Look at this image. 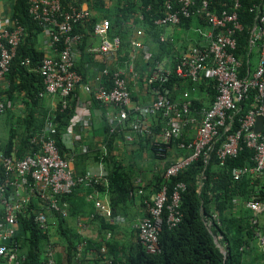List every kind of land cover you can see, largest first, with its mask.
I'll return each mask as SVG.
<instances>
[{
	"label": "built area",
	"instance_id": "built-area-1",
	"mask_svg": "<svg viewBox=\"0 0 264 264\" xmlns=\"http://www.w3.org/2000/svg\"><path fill=\"white\" fill-rule=\"evenodd\" d=\"M78 1H81L80 5L65 6L62 0H31L29 8L31 17L44 25L53 48V54L46 55L39 68L45 84V90L40 95L58 96L63 99L64 106L84 80V74L77 67L83 37L74 28L94 14L89 0ZM166 4L167 13L156 21L157 24L164 27L178 25L182 16L201 15L210 25L206 35L208 45L184 49L174 65L159 61L150 67L147 82L155 98L147 106L133 103L124 71L117 69L111 75L112 71L104 69L103 73L111 77L112 85L108 87L103 82L95 96L101 104L116 110L108 112L111 132L124 134L127 141H133L135 136H152L159 145V154H163L166 149L161 144L169 145L174 140H181L179 147L188 154L181 155L166 168L167 179L177 176L201 156L209 160L219 143L216 154L222 163L228 157L238 155L243 144L254 152L251 166L233 170L235 180L244 175L264 174V1L251 7V11L256 12V18L249 42L251 49L258 52L259 62L251 73L244 76H241L243 61L236 54L237 33L245 28L239 13L243 0H226L220 13L211 8V0H166ZM93 32L99 43L90 46V53H108L120 49L121 39L110 35V21L107 18L99 20ZM135 33L137 37L132 38V56L142 52L146 59H151L147 44L139 39L145 34L144 24L137 26ZM25 35L26 29L19 21L12 20L10 25L0 26V79L7 78L10 73ZM168 38L162 35L161 39L165 41ZM59 43H63L61 49L55 46ZM29 62L26 59L25 63ZM173 72L197 84L204 80L217 82V97L205 109L192 140L183 138L185 128L195 121L190 94L185 92L184 99L176 101L170 97L169 89L162 86ZM156 82L159 85L152 86ZM86 90L92 89L87 85ZM252 90L256 92L255 106L245 115H239L241 103L248 99ZM6 108L5 99L0 97V116ZM154 116L161 117L165 124L159 134L154 131L151 120ZM259 116H262V126L257 132ZM57 132L54 119L49 117L45 127L30 137L34 151L24 156H18L16 151L12 154L4 152L0 134V264H22L25 259L22 246L16 240L22 215L30 217L43 234L49 235L44 247L46 263L58 264L57 247L50 235L51 226L58 223V218L68 216L69 195L81 185L93 186L101 178L91 172L86 175L75 173L71 160L63 156L57 144ZM185 188L184 182H178L169 193L168 186L164 184L148 202L149 214L136 225L138 241L146 251H161L159 236L164 222L169 227L181 222V193ZM140 192L143 190L140 189ZM238 202V199H234V203ZM245 205L254 215L264 210V203L260 201L249 200ZM96 207L101 209L103 215L112 217L110 207L103 201L96 200ZM215 218L220 223L216 215ZM253 220L257 221L256 218ZM211 223L209 221V225ZM85 244L79 245L77 261L73 264H88L81 258ZM101 250L105 253L104 264H112L106 246Z\"/></svg>",
	"mask_w": 264,
	"mask_h": 264
},
{
	"label": "trees",
	"instance_id": "trees-1",
	"mask_svg": "<svg viewBox=\"0 0 264 264\" xmlns=\"http://www.w3.org/2000/svg\"><path fill=\"white\" fill-rule=\"evenodd\" d=\"M225 1L211 0V8L220 13ZM262 1L264 0H243V5L239 10L240 18L245 25V28L237 33L238 48L236 54L243 61L241 76L251 73L255 69L254 50L251 49L249 41L256 12L251 11V7ZM62 2L65 6L81 4V1L78 0H62ZM88 2L92 11L95 10L96 13L84 22L76 24L74 28V31L83 37L82 51L86 48L85 41L89 36L88 34L94 33L96 23L102 18H107L110 21V35L120 37L122 42L120 48L126 47L127 54L131 57L133 32L137 26L144 24L146 41L143 42L156 46L160 51L159 53L152 52L151 59H146L150 67L155 66L156 62H163L166 52L171 53L174 65L181 52L189 46L182 47L174 38H168L165 41L161 39L164 34V26H160L156 21L167 13L166 0H89ZM30 4L31 0L15 1L12 19L19 21L25 27L26 35L18 48L11 71L7 76L9 80L8 99H14L17 92L22 93V100L30 111L19 120L24 126L22 124L17 126L10 124L9 135L2 134V150L8 154L16 151L18 156L33 152L35 147H33L30 137L43 128L48 116V118L52 117L57 125V144L63 156L67 157L72 153L66 149L63 143V132L68 128L71 118L76 112L77 102L73 100V95H71L66 106L63 104V99L59 98L58 106L51 114H42L38 111L43 98L40 93L45 90L44 79L39 68L46 53L40 50L36 43L38 35L45 30L42 23L31 17ZM178 25L188 29L194 26H208L209 24L201 15L194 14L191 17L182 16ZM55 46L61 49L63 43L55 44ZM26 59L30 60L28 64L25 63ZM114 71L112 70L111 75ZM181 80L183 79L173 72L169 79L162 83V86L169 89V95L173 100H177L172 93ZM203 82L208 87L210 100L206 103L204 100L191 98L193 111L202 112L203 108H209L217 97V82L215 80H204ZM104 83L108 87L111 86V77L105 76ZM158 85L159 82H156L152 86ZM255 96L256 92L252 90L248 99L241 103L239 115H245L249 109L255 106ZM183 99L181 98L180 101ZM5 101L7 105V98ZM6 111L8 119H11L13 114L8 105ZM159 118L160 123L154 122L155 133L162 132L165 126L163 119ZM106 130L107 153L97 151L96 159L104 155L103 159L109 165V172L107 180H98L93 184V187L109 192L112 213L115 215L121 207H124L130 199L135 197L138 187L134 184L133 175L118 163L113 162L111 157L112 144L118 133L111 132L109 126L106 127ZM223 136L224 139L225 135ZM144 138L148 140L149 147L157 158L164 159L165 156L158 155L159 145L155 143V138L152 136ZM175 142L179 144L181 140H174L170 144ZM219 145L220 143L217 144L209 160L201 156L177 176L167 179L165 177L166 169L160 173L154 181L157 192L162 189L164 184L168 186L169 193L173 191L178 182L186 184L185 190L181 193L182 220L174 227H169L164 222L159 236L160 252L150 253L138 241L136 249L125 258L122 264H257L259 260L264 259V249L259 245V237H264V217H261L264 215V210L254 215V212L245 205V202L249 200L264 203V174L244 175L239 180H235L233 170L245 165L251 166L254 152L243 144L244 147L238 155L228 157L222 163L216 154ZM182 153V155L188 154L184 150ZM86 155L88 153L76 155L82 173L86 171L83 167ZM139 187L144 186L140 185ZM146 188L144 187V189ZM141 189L143 190V188ZM234 199H238L239 203L235 204ZM148 214L149 210L147 209L146 215ZM215 215L219 218L220 223L216 220ZM254 218L257 219L256 222H254ZM100 219L103 229L112 230L114 228L112 222L105 218L100 217ZM58 220L60 221L61 218ZM209 221H212L211 225H209ZM21 222L16 240L25 252V259L22 264H47L44 247L49 240V235L43 234L39 226L28 216L22 215ZM64 235H66V240H63L60 235L59 239L55 241L56 247H60L59 251L62 253L58 257V264H73L76 262L75 257L80 238L75 234L64 233ZM220 235L222 236L221 242L226 246V253L216 241L215 236ZM107 246L114 251L113 241H107ZM99 251L101 254H105L100 249ZM259 263L264 264V261ZM112 264H117L116 260Z\"/></svg>",
	"mask_w": 264,
	"mask_h": 264
},
{
	"label": "crops",
	"instance_id": "crops-1",
	"mask_svg": "<svg viewBox=\"0 0 264 264\" xmlns=\"http://www.w3.org/2000/svg\"><path fill=\"white\" fill-rule=\"evenodd\" d=\"M15 1L16 0H0V26L11 24ZM94 13H96L95 10ZM209 30V25L194 26L188 29H184L180 25H171L164 27L163 35L176 39L177 43L182 45V47L186 45H189L188 47L207 46L209 40L206 35ZM135 32L136 29L133 32L132 38L137 37ZM145 34L140 37L138 36L139 39L146 41ZM88 35L85 41L86 48L78 55L79 60L77 62L78 69L84 74V80L77 86L73 94V100L77 102L76 112L71 118L68 128L63 132V143L66 149L70 150L72 153V155L67 156V158L71 160V166L76 174L86 175L88 172H91L93 175L101 177L98 180H104L107 178L109 165L103 159L104 155L96 159V153L97 151H102L105 154L107 153L106 127L112 126L108 112H110V110H112V112L116 111L111 107L101 104L95 96L96 91L105 81L106 75L103 73L104 69L107 68L110 71L121 69L125 72L128 77L133 103L136 105H150L155 98V93L147 82V77L151 69L147 64L144 53H138L135 57H131L127 54L128 51L126 47L108 53H90L88 51L90 46L98 44L99 39L92 32ZM146 44L151 54L154 51H156V53L160 52L156 46L148 44L147 42ZM36 46L40 50H43L46 55L53 54L50 37L46 31L38 35ZM255 52L257 54L258 64L259 54L257 51ZM164 55V63L166 65L174 63L171 53L169 54L166 52ZM257 64L254 68L257 67ZM87 85L91 87V91L86 90ZM8 86V77L0 79V97L7 98V105L13 117L8 119L7 111L2 117H4L3 119L8 129L10 128V124L14 126L22 124L24 126L19 120L24 118L30 109L27 108V105L22 100V93L17 92L14 99H8ZM207 88L208 87L204 85L203 81L197 84L189 79H183L180 81L179 85L175 86L172 94L174 98L177 99L176 101H180L181 98L183 99L184 93L188 92L191 98L204 100L208 103L210 96ZM58 103V96H44L41 99V105L38 111L42 114H51L57 108ZM205 109L207 108H203L202 112L198 110L193 111L195 121L185 128L184 140H192L194 138L196 128L204 117ZM38 111L36 112L37 114ZM37 117L39 118L40 116ZM47 120L48 116L43 128ZM151 120L153 123H160V118L157 116L152 117ZM157 127L159 126L157 125ZM79 153H88L83 165L86 170L85 173L81 172V166H79L78 159L76 158V155ZM182 154L179 144L175 142L167 145L163 154L158 153V155L165 156L164 159H160L153 153V150L149 147L148 140L143 136H135L133 141H127L124 134L118 133L112 144L111 157L113 162L118 163L133 175L135 179L134 184L138 187L135 197L130 199L124 207H121L117 214L114 215L112 213V217H108L107 215H103L100 208L96 207V200L103 201L112 211L109 192L107 190H98L90 185H81L68 199L70 204L68 216L61 218L60 221L57 220L59 223L51 226L50 235L52 240H54V242L57 241L60 235L63 240H66V235H64V233L78 235L80 238L78 248L79 245L86 242L82 248L81 257L86 263L104 264L105 254H101L99 249L101 250L103 246H106L108 251L107 254L112 257V261L114 262V260H116L117 264H122L125 258L137 247L138 232L136 225L146 216L148 209L147 204L157 193L154 181H156L160 173L165 170L169 164ZM140 185L147 187L146 189L141 187L143 188L142 193L140 192ZM261 212L262 211L259 213ZM100 217L112 222L114 228L112 230L103 229ZM261 217L263 218L264 215H261ZM107 241H113L115 245L113 246L115 247L114 251L107 246ZM59 249L60 247H57L58 257L62 255ZM22 252L25 254L23 249ZM75 261H77V259H75Z\"/></svg>",
	"mask_w": 264,
	"mask_h": 264
},
{
	"label": "rangeland",
	"instance_id": "rangeland-1",
	"mask_svg": "<svg viewBox=\"0 0 264 264\" xmlns=\"http://www.w3.org/2000/svg\"><path fill=\"white\" fill-rule=\"evenodd\" d=\"M253 56H254L253 57L254 64L256 65L257 64V54H256L255 51H254V55ZM2 115L0 116V134H1V137L3 135H7V136L9 135V129L7 127V124L4 122V119H3L4 117H2ZM215 238H216V241H217L218 245L222 248L223 252L226 253L227 252L226 246H225V244H223L221 242V238L222 237L215 236ZM259 243H260L259 244L260 247H262V249H264V237H259ZM263 261H264V259L259 260L257 264H262V263H259V262H263Z\"/></svg>",
	"mask_w": 264,
	"mask_h": 264
},
{
	"label": "water",
	"instance_id": "water-1",
	"mask_svg": "<svg viewBox=\"0 0 264 264\" xmlns=\"http://www.w3.org/2000/svg\"><path fill=\"white\" fill-rule=\"evenodd\" d=\"M262 126V116H259L257 119L256 131L260 132Z\"/></svg>",
	"mask_w": 264,
	"mask_h": 264
}]
</instances>
